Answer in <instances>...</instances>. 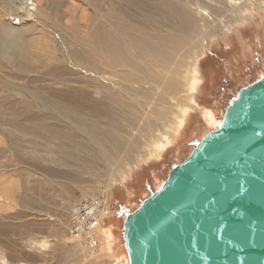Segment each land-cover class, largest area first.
<instances>
[{"label":"rangeland","instance_id":"obj_1","mask_svg":"<svg viewBox=\"0 0 264 264\" xmlns=\"http://www.w3.org/2000/svg\"><path fill=\"white\" fill-rule=\"evenodd\" d=\"M65 1L67 2L65 5L51 11L46 10V0H38V7L34 0H0V20L15 28L25 30L29 36H33V39L37 38L36 41H39L42 48L55 49L57 54L54 61L56 64H50L48 67L39 66V69L37 68L21 81L6 76L0 70V81L2 82L0 83L2 90L0 97V259H3L0 261L1 264H18L19 262L20 264H129L123 223L116 217L118 214L121 216L120 219L124 220L122 215L128 211L126 208L125 211L121 210L122 204L126 201V191L123 186L125 185L124 187L131 194L129 211L135 212L144 200L162 187L171 171L189 157L197 144L208 133L219 128V125L214 126L208 121V112L215 113V118L220 121L223 118L224 109L228 105L226 102L233 97L232 92L235 91H232V88L223 82L213 81L212 75L207 74L206 63L208 61L202 64L201 70L209 79L205 85L201 86L200 65L202 57L210 45L205 49L204 46H207L210 41H216L232 33L245 23L264 21V9H259L258 4L253 6V10L245 9L242 11L243 13L240 12V14L245 13L246 15L242 21H236L230 17V13L223 15V18L220 19H223L222 21L219 20L213 27L210 26L212 34L206 38L207 40L204 43L198 42L200 50L193 63L192 61L189 63L187 54H182L168 67L151 68V75L158 81L153 78L146 80L142 72L135 74L138 76L137 79L140 78L142 81L138 80L137 84H133V87L151 95L150 104L147 106L165 111L163 124L161 121H157L163 126H160L161 128L155 133L156 140H150V142L147 140L151 136L144 134L139 128L135 133H126L128 141L139 140L146 144L144 147L131 151L128 146L125 149L127 158H121L127 159L123 170L118 171V168L113 167L116 169V174L114 172L112 175L117 180L110 187L109 198L111 199L115 189V203L120 212L117 211L115 214V209L113 206L111 207L109 218L107 217L108 219L106 218L100 227L101 238L96 246L97 255L92 258L88 256V258L71 233L74 207L85 197L92 200L102 199L103 187L109 183L111 173L106 164L99 158L97 159V153L101 148L93 143L92 138L85 131L78 130L74 122L68 124L69 121L65 118L54 116L47 111L44 112L38 106L31 107L29 105L28 107V103H32V100L27 98L26 90H31L42 96L43 91H38L44 90L45 87H49L52 94L56 92L59 94L70 89L91 90L95 102L101 100L103 106L112 104L108 99H105L108 93L96 90L99 88L97 84L102 80H108L106 83L115 91L114 94L123 93L124 82L120 79L122 77L120 73L117 72L107 77L103 74H93V69H83L77 66L63 53L66 48L65 43L68 42L65 38L68 37V39L79 43V46L85 42L88 44L91 25L96 24L105 14L112 17L114 24L125 22L127 25L128 23L135 25L140 31L137 33L140 36L155 33L156 30L151 27L152 25L143 22L142 18L124 0H91L90 3L82 0ZM261 3L264 4V0ZM74 4L76 7L73 6ZM5 5H11L12 11H8L4 7ZM116 8L123 15L116 14ZM96 19L98 20L96 21ZM30 28L36 30L35 33L31 32ZM151 28L153 30H150ZM226 29L231 32L225 31ZM262 29V33H264V27ZM159 30H163V28ZM164 31L162 34H167ZM64 58L66 60H63ZM146 63L147 60H141L142 65L145 66ZM190 68L191 70L194 68L195 79H197V87L193 92L194 74L191 75ZM95 79H97L96 86ZM164 81H176L177 86L173 90L166 91ZM163 82L164 84H162ZM5 83L9 85H5ZM16 86L21 89H16ZM7 94H12L14 97H7ZM163 96L166 97V101L162 104ZM132 97L130 96L128 99H132ZM9 102L18 110L13 112L8 110ZM18 111L21 113L16 116L15 112ZM48 114L50 117H47ZM99 117L100 115L92 114V119L95 121H100ZM6 119L9 121L8 124ZM148 120L155 121L151 117ZM126 121H128L126 117L121 120L122 123ZM192 121L200 122V126H202L200 132L190 134V136L193 134L194 141L189 140L187 134ZM15 123L24 130L17 129ZM165 128L172 130L171 137L164 136ZM54 130V134L60 130L65 133L71 130L75 134V141L87 145L88 151L85 153H81L82 150H77L73 145L68 144L67 147L73 153H81L82 157L88 156L92 160L95 155L96 165L93 169H84V172L76 173V169L72 165L73 162L59 166L41 161L40 156L42 157L48 152L47 146L55 148V150L60 147L58 145L62 135L54 138L52 143H46L49 132ZM6 133L19 137V142L14 145L15 148L11 147ZM186 141H188L187 146L184 144ZM47 170L51 172L55 170L58 174L55 176ZM64 171L66 175H62ZM70 174L76 177L72 178L73 176L70 177ZM9 184L14 185V190L11 193L7 188ZM103 242L106 249L108 248V252H103L101 248ZM84 244L87 249L89 243L84 242ZM25 254L34 256V261H25L23 259Z\"/></svg>","mask_w":264,"mask_h":264},{"label":"bare ground","instance_id":"obj_2","mask_svg":"<svg viewBox=\"0 0 264 264\" xmlns=\"http://www.w3.org/2000/svg\"><path fill=\"white\" fill-rule=\"evenodd\" d=\"M82 1L87 3L91 2V0ZM261 1L262 0H124V2L142 18V21L152 25L151 27H154L156 30L155 33L158 34L152 32L140 36L137 34L140 33V31L135 25L131 23L127 25L125 22L114 24L112 22V17H108V15L105 14L96 24H93V26L91 25V34L89 35L88 44L85 42L79 46V43L66 37L65 39L68 42L65 43L66 48H63V53L66 54L71 62L83 69H93V74H103L108 77L114 73H120L122 76L120 79L124 82V86L122 87L124 88L123 93L114 94L115 91L106 83L108 80H102V82L98 84V78L94 80L95 86L96 84L99 86L96 90H100V92L105 94L108 93L105 99H108L112 104L103 106V101L99 100L95 102L93 94L90 92L91 90L70 89L65 92H60L59 94L57 92L52 94L50 92L51 89L45 87L44 90L38 91H43V96L31 90H26L27 98L32 100V103H28V107L29 105L31 107L38 106V108H41L40 110H44V112L47 111L54 116L65 118L69 121L68 124L74 122L78 130L85 131L86 134L92 138L93 143L101 148L98 153L96 151L97 159L99 158L100 161L105 163L107 169H109L111 173L110 184L108 183L104 186L103 192L101 193L103 197L102 201L105 202L106 208L110 206V187L112 183L115 184L117 180L112 174H114V172L116 174L115 168H118L117 170L120 171L123 170V166L127 164V159H121L127 158L125 149L129 146L131 151L139 149L142 146L144 147L146 144L141 143L139 140L134 142L128 141L126 133H135L139 128L141 132L151 136L150 139L147 140V142H150V140H156L155 133L161 128L160 126H163L162 120L165 111H163V109H161L162 111L156 110L154 107L147 106L150 104L149 100L151 99V95L140 92V89H135L136 87H133V84H137L138 80L142 81L140 78L137 79L138 76L135 74L137 72H142L146 80H151L153 78V75H151V68L168 67L182 54H187L190 60L189 63L191 61L193 63V60L198 56V51L200 50L198 42L202 41L204 43L207 40L206 38L212 34L210 33L211 25L213 27L214 24L218 23L219 20L223 18V15L225 16L229 13L231 14L230 17H233L236 21H242L246 18L245 13L242 14V11L245 9L252 10L253 6L256 4H258L259 9H261L262 6L264 8V4L261 3ZM34 2L36 3V7H38V0H34ZM66 3L65 0H46V10L53 11L55 8L57 9ZM73 6L76 7L75 4ZM4 7L7 8L8 11H12L13 9L11 5H5ZM240 12L242 13L240 14ZM115 13L120 14V16L123 15L117 8L115 9ZM97 20L98 19H96V21ZM152 28L150 30H153ZM162 28L163 30H159ZM31 29L32 28H30V30ZM164 30L167 34L163 35L162 33ZM35 31L36 30L32 29L31 32L35 33ZM32 37L29 36L25 30L15 28L11 24H7L0 20V70L6 76L21 81L33 71H36L37 68L39 69V66L48 67L50 64H56L54 62L55 56L57 55L56 50L42 48L38 43L39 41H36L37 38L35 37V39H33ZM206 47L207 46H204V49ZM201 53L202 51L200 54ZM144 59L147 60L145 66L141 64V60ZM63 60L66 59L64 58ZM190 73L192 75L193 69ZM156 79L157 78H153V80ZM164 82L162 84H164ZM0 83L2 82L0 81ZM5 85L9 84L5 83ZM176 86V81L165 82L166 91L173 90ZM15 88L21 89L17 86ZM1 95L2 90L0 88V97ZM130 96H133L132 99H128ZM7 97L12 98L14 96L12 94H7ZM135 99L136 101L134 102ZM161 101L163 104V102L166 101V97L163 96ZM38 103L40 104L38 105ZM7 107L8 110L12 112L18 110V108L16 109L10 102L7 104ZM15 113L17 116L21 111ZM92 114L97 116L100 115V121L93 120ZM47 117H50V115L48 114ZM125 117L128 118V121L122 123L121 120ZM149 117L155 119V121L150 122L148 120ZM14 119H17V117H14ZM5 121L8 124L9 121H7V119ZM5 121L4 123L6 126ZM157 121H161L162 124ZM220 123L221 122H219V127L221 126ZM16 128L21 131L24 130L19 124H17ZM165 130L164 136L171 137L172 130L170 128H165ZM54 132L55 130L49 132L46 143L50 144L54 141V138H58L62 135L59 140L60 144L58 145L60 147L58 150H55V148L47 146L48 152H46V155L40 156L41 161L47 163L51 162L59 166L73 162L72 165H74L76 173H82L84 169H93L96 165L95 155L93 160L89 159L88 156H81V153L88 151L87 145L85 146V144L75 141V134L72 133L71 130L68 133L62 130L56 132L57 134H54ZM6 137L9 139L10 145H12L11 147L15 148L14 145L19 142V137L13 134L11 135L10 133H6ZM72 141L74 142L71 143ZM68 144L73 145L77 150H82V152L80 154L73 153L70 148L67 147ZM47 171L55 176L58 174L55 170L52 172L50 170ZM62 175H66V172L64 171ZM71 176H73L72 178L76 177L70 174V177ZM7 188L8 192L11 193L12 190H14V185L9 184ZM82 201L93 200L85 197ZM33 205L35 206V203ZM72 212L73 209L71 214ZM100 233V229H96L86 233L84 237L80 236L83 237L81 239L75 238L78 245L85 251L86 257L89 256L92 258L97 255V245L95 244L97 241L100 242ZM84 242L89 243L88 250L86 249L87 246H84ZM101 248L104 253L108 252V248L106 249L104 242L101 244ZM23 259L31 262L34 261V256L25 254ZM2 260L3 259H0V261ZM18 264H20V262Z\"/></svg>","mask_w":264,"mask_h":264},{"label":"water","instance_id":"obj_3","mask_svg":"<svg viewBox=\"0 0 264 264\" xmlns=\"http://www.w3.org/2000/svg\"><path fill=\"white\" fill-rule=\"evenodd\" d=\"M129 264H264V77L124 223Z\"/></svg>","mask_w":264,"mask_h":264},{"label":"crops","instance_id":"obj_4","mask_svg":"<svg viewBox=\"0 0 264 264\" xmlns=\"http://www.w3.org/2000/svg\"><path fill=\"white\" fill-rule=\"evenodd\" d=\"M261 9H264L263 6ZM263 27L264 21H250L239 26L232 33L225 35L223 38L217 39L213 42L210 41L207 44V47L209 45L210 46L205 52V55L202 57V62L200 65L201 86L205 85L206 81H208L209 79V77L204 74L203 70H201L202 64L208 61L206 63L208 71L207 74L212 75L213 81L216 83L223 82L225 85L232 88V91H235L232 92L233 97L226 102L228 103V105L224 109V115L226 109L229 106V103L234 98H236L237 94L241 89L247 87L250 84L255 83L256 81L264 77V33H262ZM225 31L231 32V30L229 29H226ZM193 74L194 75L192 92L197 87V79H195L196 73L194 71V68ZM192 101L195 103L193 99ZM193 102L191 104L192 106L194 105ZM208 115V121L211 124L216 123L215 125L213 124L214 126H218L219 122L222 123L224 119L223 115V118L218 121L215 118V113L213 112H208ZM124 186L123 189L126 191V201L124 202V204H122L121 210L125 211L126 209H128V211L126 212V214L124 213L122 215L124 217V220L120 219V215H116V217H118L117 220L123 223V227L127 216L133 213V211H129V209L131 208V194ZM109 202L110 210L113 206V208L115 209L114 212L116 214L119 210L117 209L115 203V189L112 192V196Z\"/></svg>","mask_w":264,"mask_h":264},{"label":"built area","instance_id":"obj_5","mask_svg":"<svg viewBox=\"0 0 264 264\" xmlns=\"http://www.w3.org/2000/svg\"><path fill=\"white\" fill-rule=\"evenodd\" d=\"M105 206V202L101 198L93 201H82L76 205L75 217H73L71 225V233L74 238L81 239L86 233L100 229L103 220L108 217L110 211V206L107 208Z\"/></svg>","mask_w":264,"mask_h":264},{"label":"trees","instance_id":"obj_6","mask_svg":"<svg viewBox=\"0 0 264 264\" xmlns=\"http://www.w3.org/2000/svg\"><path fill=\"white\" fill-rule=\"evenodd\" d=\"M202 126H200V122H194V121H192V124H191V127H189V132L187 133L189 136V140H192V141H194L193 140V138H194V136H193V134H192V136H190V134L191 133H198V132H200L202 129ZM187 142L188 141H186V143L184 142V144H185V146H187ZM189 144V143H188ZM198 145V144H197Z\"/></svg>","mask_w":264,"mask_h":264}]
</instances>
